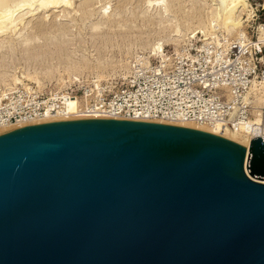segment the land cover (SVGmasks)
<instances>
[{
  "label": "water",
  "instance_id": "1",
  "mask_svg": "<svg viewBox=\"0 0 264 264\" xmlns=\"http://www.w3.org/2000/svg\"><path fill=\"white\" fill-rule=\"evenodd\" d=\"M0 264H264V139L116 118L0 133Z\"/></svg>",
  "mask_w": 264,
  "mask_h": 264
},
{
  "label": "bare ground",
  "instance_id": "2",
  "mask_svg": "<svg viewBox=\"0 0 264 264\" xmlns=\"http://www.w3.org/2000/svg\"><path fill=\"white\" fill-rule=\"evenodd\" d=\"M91 1L86 0L81 4L82 10L80 18H46L44 16L45 18L35 19V23L32 26L30 25V28H26L25 22L26 19L29 18H24V14L30 13L29 15H32L34 11L38 9L40 11H49L58 7H64L67 14H70L71 11L76 12L73 6L75 0H0L1 83L10 86L17 83L25 84V81H28L34 82L38 87H42V79L52 77L54 72L59 73L61 68L69 81L78 79L82 71L84 69L88 70L87 68L89 67L100 70L101 72V69L109 65L108 53L111 51L112 47L122 45L126 48L132 44L130 35H133V29H136V23L139 21L142 25L148 21H156L159 25L164 22L168 24L161 25L158 37L153 40L152 43L147 42L146 44L140 45L139 49L148 50V53H150L148 56L141 55L139 52L138 55L136 54L133 56V60L131 61L133 51L131 53L129 49L130 46L127 47L125 51L123 50L125 56L123 58V64L120 66H123V69H127L134 61L149 63L152 58L161 53L164 44H174V50L176 51L185 50L184 48L195 45L193 38L192 41L189 40L181 47H179V43L186 41V39L190 37H194L195 34L196 36L200 35L198 38L200 44L198 46L200 48H205L210 45L211 47H208V49L210 51H215V54L220 50L222 53H227L228 55L229 47L232 43H236V45H234L236 46V49H234L237 54L236 59L243 67L247 66V63L244 62V58H247V56H245L246 51L250 50L251 44V32L247 31L249 30L248 26L245 27V31L240 30L235 37L228 36L224 39L225 36H222L224 34L231 35L238 31L242 20V18H239L240 14L243 13L242 11L246 8L245 0H192L193 2L190 7L184 5L185 0H145L144 4H146V11L150 9L154 10L158 18H146L144 16L140 18L141 13L140 15L132 13V16H129L125 10L126 7L123 5L120 10L121 15L117 18L116 15L112 13L110 6L113 0H98L104 1L98 12L88 9L91 5ZM203 6L205 10L207 9L206 12L203 11ZM23 9L27 10L20 13ZM95 14H97L99 18H91ZM170 14L172 18H166V16H170ZM32 20L33 18H31V21ZM246 24H248V22ZM263 26V22L256 25V35L257 39L264 43V39L261 40L258 37L259 32L261 37H264ZM211 27H218L221 29L222 35H218L219 41L218 39L210 38V35H214L211 33L213 32ZM258 28H260L259 32ZM138 35L140 36V34ZM87 38L90 39V43L85 41ZM255 43L259 42L255 41ZM79 47L83 48L82 54L80 52L81 55L78 54ZM155 51L156 53L154 54ZM215 54L209 55V61L212 64L218 62V58ZM192 56L195 58V55ZM262 58L264 59V55ZM16 62L22 67L21 74H14L15 71L13 74H9L10 71H8L7 66L10 65V63ZM127 71L121 72L119 75L126 74ZM97 72L99 71H96V77H99ZM106 79L99 80L93 77H85L77 81L86 83L92 82L95 85H99ZM58 80L61 81L59 82L60 84L64 83L61 76ZM7 81H10L11 84H6ZM67 83L71 82H66L64 85ZM225 88L228 99H231V87L225 86ZM250 93L254 94V98L249 96ZM244 100L252 103L251 108L253 109V115L247 118L246 123H242V125L236 128L227 126L223 131L220 128L219 121L214 124L191 120L170 121L165 119H141V121L199 129L225 137L246 148L255 137L264 139V82L253 77L247 90L244 91ZM69 106H74V102L71 101ZM96 118L109 117L98 115L95 111L90 116L55 115L38 120H27L1 125L0 133L26 125L52 121ZM116 119L124 118L117 117Z\"/></svg>",
  "mask_w": 264,
  "mask_h": 264
},
{
  "label": "built area",
  "instance_id": "3",
  "mask_svg": "<svg viewBox=\"0 0 264 264\" xmlns=\"http://www.w3.org/2000/svg\"><path fill=\"white\" fill-rule=\"evenodd\" d=\"M256 34V29L250 33L246 67L236 59V43L227 55L220 50L215 54L210 45L200 48L196 42L181 51L165 46L149 63L134 61L126 74L99 85L72 81L38 87L28 82L0 88V126L55 115L90 116L95 111L109 118L219 121L222 131L236 128L253 115L252 103L244 100L251 79L264 82V43ZM210 54L218 62L212 64ZM225 86L231 87V99ZM249 96L254 98L253 93ZM71 101L74 106H69Z\"/></svg>",
  "mask_w": 264,
  "mask_h": 264
},
{
  "label": "rangeland",
  "instance_id": "4",
  "mask_svg": "<svg viewBox=\"0 0 264 264\" xmlns=\"http://www.w3.org/2000/svg\"><path fill=\"white\" fill-rule=\"evenodd\" d=\"M84 1H86V0H75V3H74L73 6H74L76 12L71 11V13H70L71 15L70 14H67V11L64 10V7H62V8L61 7L54 8L53 10H49V11H40L38 9L39 11L38 10H35L34 11L33 14H35V15H33V14L32 15H29L30 13H26V14H24V18H29V19H26L25 27L26 28H30V25L32 26L35 23V21L38 20V18H45V17L46 18H75V17L76 18H80L81 10H82L81 4H83ZM245 1H246V8H245V10L242 11L243 13L240 14V17L239 18H242V20H241V26L238 28V31L237 32H234L231 35H227V34L222 35V31H221L220 28L214 27L215 28L214 29V28L211 27V29H212L213 32H211V31L210 32L213 33L214 35H210V38L216 39V40L218 39V41H219V38H218V35L219 34H221L223 37L225 36L224 39L226 37H228V36L229 37H235L240 30L245 31V27L246 26H248V29L250 30V32L251 31L254 32L255 29H256V25L258 23H260V22H264V0H245ZM144 2H145V0H133V1L132 0H130V1L129 0H123V1H120V0H115L114 1L113 0L110 3V6H111V9H112V13L115 14L117 18L120 17V15H121L120 14V12H121L120 10L122 9L121 7H123V6L126 7L125 10H126V12H127V14L129 16H132L131 15L132 13L139 14V15L141 13L140 18L142 16H144L146 18H156V17L158 18V16L156 15V13H155L154 10H151L150 9L149 11H146V9H145L146 8V6H145L146 4H144ZM192 2H193L192 0H185L184 1V5L186 7H190L191 4H192ZM103 3H104V1H98V0L97 1L96 0L91 1V5L89 6L90 8L88 7V9L89 10H93L95 12H98L101 9V5ZM204 6H203V9H204L203 11L206 12L207 9L205 10V7L206 6L205 7ZM142 9H144V10H142ZM173 9H175V8H173ZM26 10L27 9H23L22 11H20V13L25 12ZM129 10L131 11V13H130ZM66 15H68L69 17L66 16ZM31 18H33V20H32L33 22L31 21ZM91 18H99V16L97 14H95ZM166 18H172L171 17V14H170V16H166ZM245 22L246 23L248 22V24H246ZM136 24H137V27H136V29L135 28L133 29V35H130L131 36L130 41H132V44L129 45L130 47L127 46L131 50V53L133 51V54H132V57H131V61L133 60V56H135L136 54L138 55L139 52L141 53V55L143 54L145 56H148L150 54V53H148V50L145 51V50L139 49L140 45H142L144 43L146 44L147 42L148 43H152L153 40L157 39L158 32L160 30L161 25L162 24L163 25H167L168 23L167 22H164V23H162V24L159 25V23L156 22V21H148L144 25H142L141 22L139 21ZM259 31H260V28H258V32ZM138 34H140V36ZM195 36H196V34H195ZM199 36L200 35L196 36L195 38L194 37H190L189 39H186V41L180 42L179 43V47H181L182 45H184V43L188 42L189 40L192 41V38H193V42H195V43H196V41L199 42L198 41ZM211 36H213V37H211ZM258 37L261 40L264 39V37H261L260 32L258 33ZM85 41L88 42V43H90V39L89 38L85 39ZM165 46L172 47V48L175 49L174 44H164L163 47H165ZM118 47L114 46V47L111 48V51L108 53V62H109V65L106 66V68L101 69V72H100V70H95V69L89 67V68H87L88 70L84 69L82 71L83 74L81 73V75H79L80 77L78 79L72 80V81H77V80H79L81 78H85V77H93V78L102 80V79H106V78H109V77L114 76L116 74H119L121 72H124V71L129 70V67H130L131 64L128 66L127 69H123V66L120 67L123 64V58L125 56L124 55V51L127 49V47L125 48L122 45H120ZM82 50H83V48L79 47L78 48V51H79L78 54H80V52L82 54ZM155 53H156V51L154 52V54ZM151 55H152V53H151ZM7 67H8V71H10L9 74H13V72L15 71L14 74L19 75L22 72V67L17 62L16 63H10V65H8ZM114 68H115V70H114ZM120 68H122V69H120ZM96 71H99V72H97L99 77H96V74H95ZM104 71H105V73H104ZM100 74H101V76H100ZM60 76L63 78L64 83H66V82H72V81H69L68 77L64 74V72H63V70L61 68L60 72L59 73L54 72L52 77L43 78L42 79V82H43V86L42 87H44L46 85H57L58 87L64 85V83L63 84H60L59 83V82H61V81L58 80L60 78ZM43 80H45V81H43ZM7 83L11 84L10 81H7L6 84ZM26 83H28V81H25V84ZM11 86H13V85H10V86L9 85H5V83H1V81H0V88H4L5 89V88L11 87ZM259 104H261V103H259Z\"/></svg>",
  "mask_w": 264,
  "mask_h": 264
}]
</instances>
